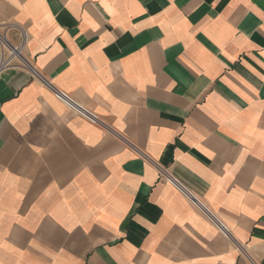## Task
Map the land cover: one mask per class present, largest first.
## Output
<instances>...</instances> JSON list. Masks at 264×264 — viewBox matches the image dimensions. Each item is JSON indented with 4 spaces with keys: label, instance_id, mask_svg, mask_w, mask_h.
I'll use <instances>...</instances> for the list:
<instances>
[{
    "label": "crops",
    "instance_id": "crops-1",
    "mask_svg": "<svg viewBox=\"0 0 264 264\" xmlns=\"http://www.w3.org/2000/svg\"><path fill=\"white\" fill-rule=\"evenodd\" d=\"M0 35V264H264V0H0Z\"/></svg>",
    "mask_w": 264,
    "mask_h": 264
},
{
    "label": "built area",
    "instance_id": "built-area-1",
    "mask_svg": "<svg viewBox=\"0 0 264 264\" xmlns=\"http://www.w3.org/2000/svg\"><path fill=\"white\" fill-rule=\"evenodd\" d=\"M3 39L0 35V45L3 44ZM15 55L20 58L19 52H17V49L14 48L11 50V56ZM7 63V60H4L2 51H0V68L5 66ZM35 73V72H34ZM37 76L38 74L35 73ZM39 77V76H38ZM54 94L62 101L68 109L75 113L76 115L84 118L85 120L91 122V123H97L99 122V118L96 114L89 111L88 109L82 107L80 104H78L75 100H73L70 96H68L66 93L58 90H54ZM159 173L162 176L163 171L159 169ZM165 175V174H164ZM165 179L171 183L185 198H187L200 212H202L207 218L214 224V226L218 229V231L225 237H229V230L228 228L222 224V222L215 217V215L206 208L202 202H200L183 184H181L177 179L165 175Z\"/></svg>",
    "mask_w": 264,
    "mask_h": 264
}]
</instances>
